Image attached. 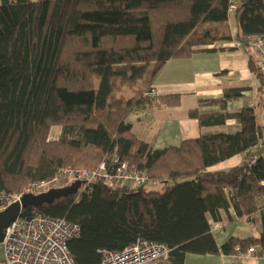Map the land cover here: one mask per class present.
Returning <instances> with one entry per match:
<instances>
[{
    "label": "trees",
    "instance_id": "16d2710c",
    "mask_svg": "<svg viewBox=\"0 0 264 264\" xmlns=\"http://www.w3.org/2000/svg\"><path fill=\"white\" fill-rule=\"evenodd\" d=\"M231 4L0 0V209L6 196L61 168L94 170L119 158L159 183L115 191L97 185L80 200L74 194L36 208L80 225V237L69 243L77 264H100V251L120 252L138 239L170 248L168 261L159 264H185L190 254L234 255L237 247L245 252L257 246V256L264 257V136L252 109L227 111V102L239 98L241 90L201 102L219 110L189 112L202 129L237 119L236 133L208 132L180 147L155 150L130 121L138 109L180 104L179 96L146 93L170 60L232 39ZM235 12L249 66L264 84L248 45L252 36L264 38V0H247ZM52 127L62 128L58 140L48 139ZM257 146L262 151L255 161L253 156L229 170H209ZM230 209L238 218L261 211V237L233 238L219 248L211 221H220Z\"/></svg>",
    "mask_w": 264,
    "mask_h": 264
},
{
    "label": "crops",
    "instance_id": "0c3cea01",
    "mask_svg": "<svg viewBox=\"0 0 264 264\" xmlns=\"http://www.w3.org/2000/svg\"><path fill=\"white\" fill-rule=\"evenodd\" d=\"M233 1L237 4V8L247 2V0ZM228 25L231 40L195 47V53L170 60L158 75L153 85L157 97L179 96V105L150 106L136 110L131 116L130 121L135 134L155 150L180 147L183 141L199 138L208 132L232 134L239 131L241 125L237 119H229L224 126L202 129L197 120L189 116V112L193 109L219 110L217 105H202L201 102L222 99L225 91L231 89L241 90V96L227 102V111L252 109L261 135L264 136V84L262 79L251 70L250 53L238 37L237 12L230 14ZM256 62L261 68L258 57ZM61 134V127H52L48 139L49 141L58 140ZM254 151L256 152L253 154L247 152L237 155L209 170L225 171L242 165L249 158L257 157L262 151V146L255 147ZM262 205H264V198L260 199V206ZM212 223L218 227L217 230L212 231V234L219 248L233 238L257 240L262 233L261 211L238 218L235 211L230 209L229 213H222L220 221H211ZM185 264H264V257L256 255L236 258L222 252L216 255L190 254Z\"/></svg>",
    "mask_w": 264,
    "mask_h": 264
},
{
    "label": "built area",
    "instance_id": "2783aa9c",
    "mask_svg": "<svg viewBox=\"0 0 264 264\" xmlns=\"http://www.w3.org/2000/svg\"><path fill=\"white\" fill-rule=\"evenodd\" d=\"M237 4L232 0L230 14L235 13ZM248 45L261 61V71L264 76V38L252 36ZM149 97H156L154 89L146 93ZM257 158H254V161ZM81 183L77 200L83 196H90L97 185L111 191L120 188H144L155 186L159 180L153 179L146 171L130 167L127 162L115 158L113 161L102 162L94 170L61 168L51 177L41 182L31 183L25 191L13 197H6L4 210L11 204L20 201L24 194L35 195L49 192L51 189L63 188L74 182ZM67 183L64 185V183ZM64 185V186H63ZM216 224H211V231L217 230ZM81 235V227L64 219L50 218L40 210L34 208L25 217L21 215L6 230L3 243V257L0 264H77L71 254L69 243ZM170 248L160 242L138 239L135 243L120 252L103 250L100 264H159L167 262ZM258 248L250 247L243 252L237 247L236 258L256 256Z\"/></svg>",
    "mask_w": 264,
    "mask_h": 264
},
{
    "label": "water",
    "instance_id": "95a60500",
    "mask_svg": "<svg viewBox=\"0 0 264 264\" xmlns=\"http://www.w3.org/2000/svg\"><path fill=\"white\" fill-rule=\"evenodd\" d=\"M261 136V133H260ZM81 183L79 181L72 183L69 186L57 189H51L49 192L42 194H24L20 201H17L6 209L0 211V244L3 243L7 228L28 207H42L45 204H52L62 197L77 194ZM143 189V188H140Z\"/></svg>",
    "mask_w": 264,
    "mask_h": 264
},
{
    "label": "rangeland",
    "instance_id": "374dc122",
    "mask_svg": "<svg viewBox=\"0 0 264 264\" xmlns=\"http://www.w3.org/2000/svg\"><path fill=\"white\" fill-rule=\"evenodd\" d=\"M206 27H207V25H206ZM201 30H203L204 28H200ZM133 116V115H132ZM132 118V117H131ZM255 149V148H254ZM254 149H251L250 151H249V154H253L254 152H256V151H254ZM64 183V185H66L67 183H65V182H63ZM31 184V183H30ZM29 185V184H28ZM27 185V186H28ZM63 185V186H64ZM27 186L21 191V192H19V193H17V194H14V195H9V196H6V197H13V196H15V195H19V194H21V193H23L24 191H25V189L27 188ZM3 253H4V250H3V246L0 244V258H2L3 257Z\"/></svg>",
    "mask_w": 264,
    "mask_h": 264
}]
</instances>
